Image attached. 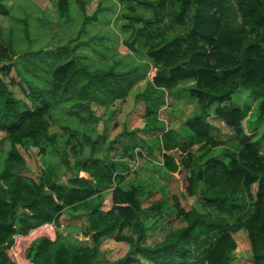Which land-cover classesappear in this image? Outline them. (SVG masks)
<instances>
[{
	"label": "trees",
	"instance_id": "1",
	"mask_svg": "<svg viewBox=\"0 0 264 264\" xmlns=\"http://www.w3.org/2000/svg\"><path fill=\"white\" fill-rule=\"evenodd\" d=\"M6 1L0 0L5 17ZM106 1L86 15L77 0L85 16L79 41L56 50L20 48L0 25V130L7 145L0 168V264H17L8 253L17 237L44 226L53 232L24 240L31 264H233L240 230L247 232L252 263L264 264V0H112L105 6ZM63 11L69 16V6ZM20 21L31 43L30 24ZM110 29L131 52L110 55L119 52L106 36ZM83 47L92 53L78 49ZM22 60L30 75L21 71ZM12 70L30 105L10 88ZM140 82L144 87L133 100L144 106V122L135 128L124 122L103 155H94L107 133L104 126L93 136L88 124L103 120L92 108L112 111ZM242 88L259 96L258 137L244 128L250 107L235 102ZM169 94L194 104L183 129L168 128L160 118ZM75 109L91 115L81 130L71 125L83 117ZM57 110L69 114L62 134L52 128ZM211 115L232 129L230 138L216 137ZM21 147L60 160L51 157L34 178L24 172ZM123 159L142 160L137 178L127 179L124 168L131 162ZM150 166L162 170L164 179L179 171L180 196L172 201L171 189L160 182L161 190L150 189L152 175L138 176ZM156 193L160 200L150 203ZM182 196L196 197L200 205H184ZM158 211L175 215L182 225L147 244L146 217ZM65 212L83 217L88 243L59 230L70 226L60 220ZM108 239L127 243V253L108 259L101 248Z\"/></svg>",
	"mask_w": 264,
	"mask_h": 264
},
{
	"label": "rangeland",
	"instance_id": "2",
	"mask_svg": "<svg viewBox=\"0 0 264 264\" xmlns=\"http://www.w3.org/2000/svg\"><path fill=\"white\" fill-rule=\"evenodd\" d=\"M101 1L102 0H82V2H84L85 8L84 14H92L97 9L98 3L100 4ZM6 2L10 10V15H8L7 17L0 15V25L2 27V32L5 34V37L7 39H9L10 37L13 38L14 45L17 44L16 46L20 48L33 50L36 52V50L39 49L45 51L56 50L61 45H75L76 42L79 41V39L77 38V33L80 30L79 25L82 24L85 20V16L81 13V5L77 2V0H68L67 2H65L64 0H7ZM111 3L112 0H108L104 3V5L110 6ZM67 6H69L70 8L69 16H67V13L63 11V9ZM102 19L106 20L108 18L106 17V15H102ZM20 20H28L30 24V38L32 39L31 43L29 42L26 33L23 30L25 25L24 23H21ZM105 25L106 23H103L101 24V27L104 28ZM95 33L96 30H93L91 33H87L86 35L90 37ZM106 36L113 40V46H116L119 51L117 54L110 53L111 56L115 55L114 57H119V55H125L128 52H131L126 45H124L123 43H119L116 32L112 31L111 29L107 30ZM72 38L77 39L74 40ZM78 49L83 50L87 53H92V50L88 49L87 47ZM19 67L21 68V71L23 73L30 75V73H28L26 70L27 68L25 65V60L24 62L23 60L20 61ZM10 78L15 79L13 83L9 84L10 88L15 92V95L24 98L30 105L31 102L30 98L27 95L25 85L20 83L19 79L16 77L14 70L11 71ZM144 84V82L138 83L133 90V93L130 94L125 101H117L114 104L112 111L109 110L106 112L105 108L96 106L92 108L95 116L103 121L88 124L90 131L95 137L96 135L104 131L105 126V132L107 133L106 138L101 139L97 144L94 155H103L105 151L104 146L106 141L115 138V136H117V134L122 131L124 122H128L130 128H135L142 125L144 120L143 117H141V114L144 112V106L134 104L133 95L134 92H138L143 89ZM189 100L190 99L186 96H172L171 94L168 95V104L160 111V118L165 121L168 128H184L185 120L192 114L194 109V104L192 102L190 103ZM235 102L240 104L241 106L250 107L248 115L243 121L246 132H248L249 134H257V137L261 135V132L263 130V123L257 118L256 115L259 96L253 94L246 88H242L240 92H238V95L235 97ZM74 112H76L77 114L81 113L83 117H76L75 119H73L71 121L72 128H80L81 130L84 126V123L91 118V115L86 111H81L79 109H75ZM54 117L56 121L52 120L53 131L62 134V125L70 122L69 120H67V118H69V114L57 110L54 112ZM210 120L216 127L214 130V134L217 138L228 139L231 137V128H229L217 118H214L213 115L210 116ZM141 134L143 135V133ZM4 136V132L0 130V168H2L3 166V152L7 149L6 143H4V145L2 143ZM21 150L27 159V169H25L24 172H26L28 175L33 176L34 178L38 177L41 174V170L45 166H47L46 164L50 163L51 157H53V162L55 163L59 162L60 160V158L56 154L52 155L51 157V153H49L48 155L41 154L36 147H21ZM88 150L89 149L87 148L86 151ZM112 154L116 158H119V154L115 150H113ZM262 154L264 155V141L262 142ZM123 161L131 162L130 167H128L127 169L124 168L125 173L128 174L127 179L133 177L137 178L135 172L138 171L135 170L138 169L139 165L142 163V160H136V163L129 159H123ZM159 162L160 160L156 161V163ZM179 173L180 172L178 171L174 174L175 178L169 177L167 179H164L162 170L157 171L155 170V167L150 166L149 168H147V170H142V172H139L138 176L140 178L146 179L149 175H152L149 181L151 185L150 189L161 190V186L157 182L162 183L165 187H169L171 189L170 197L173 201L172 197L176 194L180 196V191L183 190ZM82 175L85 174L82 173ZM65 179L66 177L64 176L63 180ZM256 188L257 186H254L253 190L255 191ZM182 197L183 198L181 200L184 205H200L199 200L196 197ZM160 198V194L156 193L155 195H153L149 202L152 203L153 201L160 200ZM106 202L107 207H109V197ZM74 215L75 214H71L70 212H65L60 220L66 226H70L66 229L65 227L60 228L59 230L64 232V234H67L74 240H77L82 244H86L89 242V240L88 237L85 236V224L83 221V217L76 219ZM146 221L149 226V236L146 239L147 244H154L155 242L162 240L171 229L177 228L182 225V223L179 222L175 215L171 214L168 216L167 213L163 211L148 214L146 217ZM46 229L50 230L47 231ZM51 230L52 228H47L44 226L39 230H33L29 235L25 237H17L15 245L10 250H8V253L13 257L16 256L18 258V253L20 252V250L21 252L25 251V248L28 245V241H33V239L37 236L52 233L53 231ZM235 237L238 242V247L235 252V259L233 261V264H253L251 257V246L247 232L245 230H240L235 234ZM18 239H20V241H18ZM101 248L108 259L115 260L127 253L129 245L125 242H117L113 239H109L101 244ZM20 257L26 258L24 254ZM193 260L195 261L196 259ZM135 264L144 263L143 261H139Z\"/></svg>",
	"mask_w": 264,
	"mask_h": 264
},
{
	"label": "built area",
	"instance_id": "3",
	"mask_svg": "<svg viewBox=\"0 0 264 264\" xmlns=\"http://www.w3.org/2000/svg\"><path fill=\"white\" fill-rule=\"evenodd\" d=\"M12 258H13V260H15L16 262H17V264H22V263H24L25 261L27 262H29V263H31V261H29V260H26V258H22V257H20V256H23V254H20V253H18V258L16 257V256H12V255H10Z\"/></svg>",
	"mask_w": 264,
	"mask_h": 264
},
{
	"label": "crops",
	"instance_id": "4",
	"mask_svg": "<svg viewBox=\"0 0 264 264\" xmlns=\"http://www.w3.org/2000/svg\"><path fill=\"white\" fill-rule=\"evenodd\" d=\"M22 237H25V236H22ZM21 239V238H20ZM20 239H18V241H20ZM109 240V239H108ZM20 243V242H19ZM20 247V246H19ZM16 248H18V247H16ZM20 254H24V256L26 257V255H25V251L24 252H21V250H20V252H19ZM27 260H29L28 258H26ZM30 261V260H29ZM22 264H31V263H29L28 261L26 262H24V263H22Z\"/></svg>",
	"mask_w": 264,
	"mask_h": 264
},
{
	"label": "clouds",
	"instance_id": "5",
	"mask_svg": "<svg viewBox=\"0 0 264 264\" xmlns=\"http://www.w3.org/2000/svg\"><path fill=\"white\" fill-rule=\"evenodd\" d=\"M22 237V236H21Z\"/></svg>",
	"mask_w": 264,
	"mask_h": 264
}]
</instances>
